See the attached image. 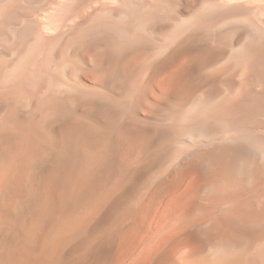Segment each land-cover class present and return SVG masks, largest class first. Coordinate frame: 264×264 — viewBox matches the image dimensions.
Returning a JSON list of instances; mask_svg holds the SVG:
<instances>
[{"label":"bare ground","instance_id":"obj_1","mask_svg":"<svg viewBox=\"0 0 264 264\" xmlns=\"http://www.w3.org/2000/svg\"><path fill=\"white\" fill-rule=\"evenodd\" d=\"M0 264H264V0H0Z\"/></svg>","mask_w":264,"mask_h":264}]
</instances>
